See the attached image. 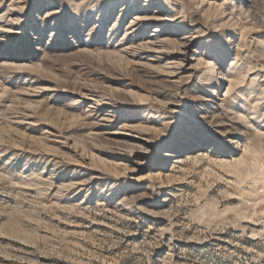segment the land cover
Masks as SVG:
<instances>
[{"label": "rangeland", "instance_id": "obj_1", "mask_svg": "<svg viewBox=\"0 0 264 264\" xmlns=\"http://www.w3.org/2000/svg\"><path fill=\"white\" fill-rule=\"evenodd\" d=\"M0 264H264V0H0Z\"/></svg>", "mask_w": 264, "mask_h": 264}]
</instances>
